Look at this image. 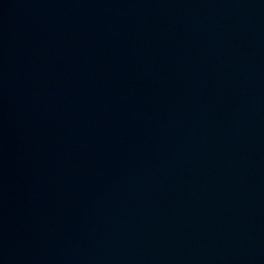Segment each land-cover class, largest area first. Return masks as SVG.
Returning <instances> with one entry per match:
<instances>
[{"label":"water","instance_id":"95a60500","mask_svg":"<svg viewBox=\"0 0 264 264\" xmlns=\"http://www.w3.org/2000/svg\"><path fill=\"white\" fill-rule=\"evenodd\" d=\"M0 264H264V0H0Z\"/></svg>","mask_w":264,"mask_h":264}]
</instances>
